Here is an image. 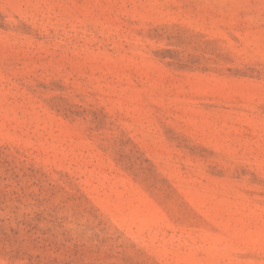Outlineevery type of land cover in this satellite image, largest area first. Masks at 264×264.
<instances>
[{"label":"rangeland","instance_id":"obj_1","mask_svg":"<svg viewBox=\"0 0 264 264\" xmlns=\"http://www.w3.org/2000/svg\"><path fill=\"white\" fill-rule=\"evenodd\" d=\"M0 264H264V0H0Z\"/></svg>","mask_w":264,"mask_h":264}]
</instances>
